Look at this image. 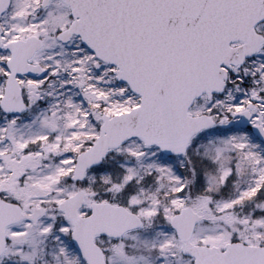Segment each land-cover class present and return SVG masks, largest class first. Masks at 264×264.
Instances as JSON below:
<instances>
[{
	"label": "snow or ice",
	"instance_id": "6c2138e0",
	"mask_svg": "<svg viewBox=\"0 0 264 264\" xmlns=\"http://www.w3.org/2000/svg\"><path fill=\"white\" fill-rule=\"evenodd\" d=\"M0 264H264V0H0Z\"/></svg>",
	"mask_w": 264,
	"mask_h": 264
}]
</instances>
